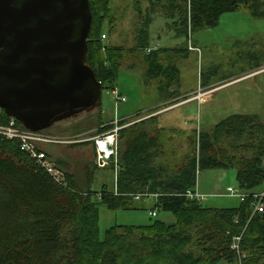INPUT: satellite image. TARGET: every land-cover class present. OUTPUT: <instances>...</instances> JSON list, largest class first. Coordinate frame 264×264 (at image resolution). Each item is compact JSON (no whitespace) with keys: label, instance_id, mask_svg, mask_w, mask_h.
Here are the masks:
<instances>
[{"label":"trees","instance_id":"16d2710c","mask_svg":"<svg viewBox=\"0 0 264 264\" xmlns=\"http://www.w3.org/2000/svg\"><path fill=\"white\" fill-rule=\"evenodd\" d=\"M109 1L89 0L92 22L87 63L102 89L115 88L118 74L125 68L140 70L146 87L155 91V109L167 105L169 101H163L161 95L168 98L175 91L172 84L179 77L174 61L186 53L185 46H149L148 16L133 46L106 43L102 34L106 38L103 21ZM168 2L174 32L185 37L188 29L214 26L221 14L240 5L254 14L264 8V0ZM172 54L178 56L172 60ZM214 74L202 73V83L207 84ZM161 101L163 105L158 107ZM100 112H91L78 127H97V133L112 128L104 125ZM158 118L157 114H139L118 121L116 157L108 163L115 170V193L105 185L99 190L90 188L93 171L99 167L96 162L85 165L80 174L64 159H53L40 149L60 172L56 177L22 151L17 139L0 136V264H239L231 249L236 235H241L244 253L240 264H264V209L256 213L251 209L253 194L264 190V123L255 115L235 113L211 131L195 133L193 129L188 138L196 149L184 155V161L171 164L164 159L166 129ZM9 120L0 109V125ZM77 144L87 143L72 145ZM208 169H233L237 188L249 195L234 207H208L188 197L185 192L196 188L197 171ZM134 193L145 195L135 200ZM145 197L153 198L151 208L171 212L175 221L155 219L143 226H112L100 237L98 204L109 210L133 209Z\"/></svg>","mask_w":264,"mask_h":264},{"label":"rangeland","instance_id":"374dc122","mask_svg":"<svg viewBox=\"0 0 264 264\" xmlns=\"http://www.w3.org/2000/svg\"><path fill=\"white\" fill-rule=\"evenodd\" d=\"M158 4L162 5L158 6L155 1L148 4L147 0H110L109 12L103 21L106 34L104 40L106 43L133 46L140 25L148 16L150 24L145 28L149 33L148 44L151 47L161 49L185 46L186 53L174 61L179 77L177 87L176 83L172 84L175 91L168 98L165 94L161 95L163 101L169 103L158 109H155L156 105L151 108V112L150 109L147 112L145 108L150 105L155 91L146 87L140 70L125 68L119 72L114 90L121 91V96L125 94L126 101H116L112 88L102 89L100 113L106 118L105 122L112 121L106 125L113 127L105 132L116 129L121 117L137 112L131 118L139 114L147 117L157 114L160 125L166 129L164 159L173 164L184 161L183 156L189 151L191 155L192 150L196 149V144H191L188 138L193 134V128L196 129L195 133L211 131L215 124L235 113L255 115L264 123V8L254 14L247 6L240 5L234 11L221 14L214 26L195 28L192 31L188 29L185 37L184 34L177 35L174 32L177 30L173 24L175 19L166 9L168 0ZM176 56L172 54V60ZM207 72L215 74L207 84H203L200 76ZM199 91L201 94L206 92L200 99L196 97ZM162 105L161 101L158 107ZM88 115L90 113L65 120L47 132L53 137H62L65 140L63 143L42 144L49 145L43 147L46 151L51 150L53 159H64L72 171L80 174L85 165L95 163V137L103 133H97L96 127L89 130L78 127ZM83 142L87 144L72 145ZM215 172L221 174L208 179L206 175L208 177L209 169L197 172V187L200 182L204 190L209 179H213L212 185L215 186L211 194L204 195L201 202L208 207L237 206L240 199L227 194L229 186L238 189L235 171L227 169ZM114 178L115 170L111 166L96 167L90 188L99 190L105 185L109 191L114 192ZM153 203L152 197H145L134 203L136 208L117 210H109L98 204L100 237L112 226H143L155 219L175 221L171 212L151 208ZM151 210H156V216L149 214Z\"/></svg>","mask_w":264,"mask_h":264},{"label":"water","instance_id":"95a60500","mask_svg":"<svg viewBox=\"0 0 264 264\" xmlns=\"http://www.w3.org/2000/svg\"><path fill=\"white\" fill-rule=\"evenodd\" d=\"M89 0H0V109L32 131L100 109ZM107 149H111L109 144Z\"/></svg>","mask_w":264,"mask_h":264},{"label":"built area","instance_id":"2783aa9c","mask_svg":"<svg viewBox=\"0 0 264 264\" xmlns=\"http://www.w3.org/2000/svg\"><path fill=\"white\" fill-rule=\"evenodd\" d=\"M102 37L105 38V35L102 34ZM148 48L147 50H150ZM113 88L111 92L114 94V99L116 101L124 102L126 101V97L124 95H120L118 90H114ZM206 92L201 94L198 92V99L201 96H204ZM120 127H116V129H111L108 132L102 133L99 137H95V162L99 167H105L110 162V159L116 157V136L117 130ZM0 136L6 139H17L19 141L20 149L30 155L31 158L35 159V161L40 165L43 169H45L48 173L53 174L56 177H59L60 172L56 169L54 164L46 158V154L42 149V144L44 142H59L63 143L62 137H53L49 135L46 131H32L26 129L24 126H18L14 118L10 117V120L7 124L0 125ZM100 142H105L104 150L100 148ZM109 144L111 149H107L106 145ZM116 166V165H115ZM117 168V166H116ZM198 172V171H197ZM115 193V191H114ZM185 194L190 198H197L199 200H203L204 194L200 193L197 189L195 191L187 190ZM227 194L231 196H236L240 200H244L249 194L240 191L239 189H235L231 186L227 188ZM145 194L143 193H134L132 195L133 199L137 200L141 196ZM264 190L260 193L253 194V200L251 202L252 213L261 212L264 209ZM151 216H156V210L149 211ZM240 239L241 235H236L232 239L231 249L235 252L238 257V261L240 264L241 258L244 256V253L240 249Z\"/></svg>","mask_w":264,"mask_h":264},{"label":"crops","instance_id":"0c3cea01","mask_svg":"<svg viewBox=\"0 0 264 264\" xmlns=\"http://www.w3.org/2000/svg\"><path fill=\"white\" fill-rule=\"evenodd\" d=\"M154 2L155 1V4H157L158 6L159 5H162V4H158V2H162V1H164V0H147V2H148V4H151V2ZM149 26V25H148ZM147 26V27H148ZM147 29V28H146ZM149 34V33H148ZM149 46H151V45H149ZM122 95H124V96H126L125 94H122ZM156 102H155V97L154 96H152V100H150V105H148L145 109L146 110H149V109H151L152 107H154V106H156ZM138 113V112H137ZM137 113H134V114H131V115H129V116H126V117H121V119H127V118H131V117H133V116H135ZM102 118H103V120H104V122H105V120H106V118H104L103 116H102ZM120 119V120H121ZM112 121H107V122H105V125L106 124H109V123H111ZM97 128V127H96ZM193 128V127H192ZM194 129V128H193ZM49 146L48 144H45V145H42V148L45 150V147H43V146ZM46 146V147H47ZM46 151V150H45ZM50 156H51V158H53L52 157V152H51V150L49 149L48 151H46ZM48 160H50V159H48ZM64 169H66V167L65 166H62ZM210 170V173H208V177H207V175H206V178L208 179V178H212L213 176H216V177H218L221 173H219V175H218V172H215V170H212V169H209ZM222 174H224V173H222ZM214 181H213V179H209L208 180V185H204V190L202 189V187H201V185H200V182L198 183V187H197V189L199 188V192L200 193H202V194H206V195H208V194H211V192H212V190L211 189H214V185H212V183H213ZM114 185H115V182H114ZM217 185V184H216Z\"/></svg>","mask_w":264,"mask_h":264},{"label":"bare ground","instance_id":"6f19581e","mask_svg":"<svg viewBox=\"0 0 264 264\" xmlns=\"http://www.w3.org/2000/svg\"><path fill=\"white\" fill-rule=\"evenodd\" d=\"M100 148L104 150V148H105V142H100ZM53 164H54V162H53Z\"/></svg>","mask_w":264,"mask_h":264}]
</instances>
